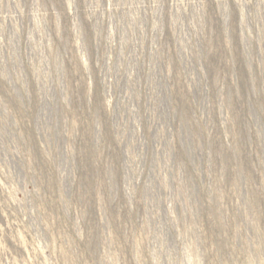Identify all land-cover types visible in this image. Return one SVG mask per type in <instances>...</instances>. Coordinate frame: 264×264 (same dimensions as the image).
Returning <instances> with one entry per match:
<instances>
[{"label": "rangeland", "instance_id": "rangeland-1", "mask_svg": "<svg viewBox=\"0 0 264 264\" xmlns=\"http://www.w3.org/2000/svg\"><path fill=\"white\" fill-rule=\"evenodd\" d=\"M0 264H264V0H0Z\"/></svg>", "mask_w": 264, "mask_h": 264}]
</instances>
